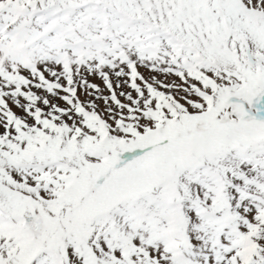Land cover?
I'll return each instance as SVG.
<instances>
[{"label":"snow or ice","instance_id":"6c2138e0","mask_svg":"<svg viewBox=\"0 0 264 264\" xmlns=\"http://www.w3.org/2000/svg\"><path fill=\"white\" fill-rule=\"evenodd\" d=\"M0 264H264V0H0Z\"/></svg>","mask_w":264,"mask_h":264}]
</instances>
